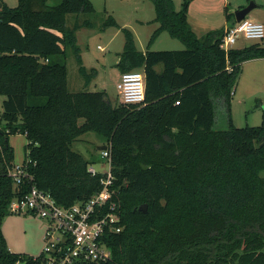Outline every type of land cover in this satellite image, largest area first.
Instances as JSON below:
<instances>
[{
    "label": "trees",
    "instance_id": "16d2710c",
    "mask_svg": "<svg viewBox=\"0 0 264 264\" xmlns=\"http://www.w3.org/2000/svg\"><path fill=\"white\" fill-rule=\"evenodd\" d=\"M153 33L146 52L135 35L109 16L103 29L120 28L125 46L122 74L143 69V106L113 105L102 92L72 93L68 52L89 86L98 71L84 66L77 31L92 21L67 25L69 15L93 14L91 0H19L0 8V264H45L42 256L10 251L2 231L15 199L31 183L16 186L10 136L27 138L26 161L32 185L70 207L101 189V175L72 149L87 133L111 147L114 201L122 231L107 243L112 259L82 264H264V120L237 128L231 116L235 88L245 62L264 59L253 44L225 52V29L199 37L188 19V2L150 0ZM229 26L234 15H227ZM164 32L185 45L180 51H152ZM162 66L158 71L157 67ZM224 108L228 126L218 127ZM83 121V122H81ZM147 205L146 213L140 212Z\"/></svg>",
    "mask_w": 264,
    "mask_h": 264
},
{
    "label": "rangeland",
    "instance_id": "374dc122",
    "mask_svg": "<svg viewBox=\"0 0 264 264\" xmlns=\"http://www.w3.org/2000/svg\"><path fill=\"white\" fill-rule=\"evenodd\" d=\"M95 12L93 14L69 15L67 25L73 27L76 22L92 21L93 28L82 27L77 31V43L81 49V56L84 66L88 72L92 69L98 71L89 86H86L84 77L79 73V64L72 51L68 52V88L70 92H102L105 91L113 105L122 104L121 96L117 88L121 78V71L117 67L125 46V35L120 28L110 27L103 29V23L112 16L116 19L121 28H127L135 35L137 48L140 51H147L149 42L158 23L153 22L156 17L154 4L150 0H91ZM176 8L181 10L184 3L188 2V19L190 26L202 36L204 27H200L199 18L212 17L216 30L223 29L227 15H234L241 6H248L250 2L256 5L264 4V0H228L225 6L222 0H173ZM10 8L19 5V0H0ZM60 0H49L48 4L54 6ZM207 3L208 8L204 9L203 4ZM259 9L264 14V6L254 9L248 19L253 22L264 23V19L256 17ZM254 12V13H253ZM211 14V15H207ZM209 21V20H208ZM213 31V30H212ZM261 44L264 41L248 40L244 37L238 39L233 49H242L253 44ZM99 46L103 48L99 49ZM185 45L173 39L169 33H162L150 46L152 51H180ZM255 62L244 66L235 93L232 99L231 116L235 127H255L262 124L264 120V63ZM260 63V62H258ZM158 71L162 66L157 67ZM2 103H0V117L2 114ZM227 113L224 108L218 111V127L225 129L228 126ZM83 122V121H81ZM28 141L25 135L16 134L10 136V144L15 151V164L22 165L26 161V145ZM106 145L104 138L96 133L90 132L79 138L72 149L79 152L88 160L95 169L101 171L107 168L101 157L99 147ZM48 222L33 216L27 212L20 214L8 212L4 219L2 231L8 247L15 253L37 255L43 251L45 245V232ZM36 256V257H37Z\"/></svg>",
    "mask_w": 264,
    "mask_h": 264
},
{
    "label": "built area",
    "instance_id": "2783aa9c",
    "mask_svg": "<svg viewBox=\"0 0 264 264\" xmlns=\"http://www.w3.org/2000/svg\"><path fill=\"white\" fill-rule=\"evenodd\" d=\"M264 41V24L245 18L225 29L221 48L225 52L233 49L239 38ZM102 49V47H99ZM117 88L122 104L143 106L146 99V75L143 69L121 75ZM101 150L107 168L101 171L93 165L88 171L93 176L101 175V189L87 201H78L66 208L57 203L53 196L32 185L33 176L25 164L16 165L9 172L16 186L31 183L27 194L15 199L12 213L27 212L48 222L45 245L41 258L45 264L102 263L112 259L107 237L122 231L121 215L114 201V175L112 171L111 147ZM39 255V256H40Z\"/></svg>",
    "mask_w": 264,
    "mask_h": 264
},
{
    "label": "crops",
    "instance_id": "0c3cea01",
    "mask_svg": "<svg viewBox=\"0 0 264 264\" xmlns=\"http://www.w3.org/2000/svg\"><path fill=\"white\" fill-rule=\"evenodd\" d=\"M222 3L226 6L227 4H228V0H222ZM257 3V8H262L263 6H264V4H259L258 2H256ZM176 6V5H175ZM203 7H204V9H206V8H208V4L207 3H205V4H203ZM245 6H241L239 9H241V8H244ZM177 9V8H176ZM238 9V10H239ZM178 10V9H177ZM259 12L260 13H257L256 14V17L257 18H262V19H264V14L263 13H261L262 11L259 9ZM254 13V12H253ZM207 15H211V14H207ZM234 16H235V14H234ZM200 20H199V25H201V26H199V28L200 27H204L205 29H203L202 31H203V34H202V36H200L199 35V32L197 31V30H195V29H193L194 30V32L199 36V37H203L205 34H207L209 31H212V30H216V28H215V26H213L212 25V23H213V19H212V17H201V18H199ZM209 20V21H208ZM190 21V20H189ZM190 23V22H189ZM264 24V23H263ZM230 24L228 23V20L226 19L225 20V22H224V24H223V27L222 28H224V29H226L228 26H229ZM100 47V46H99ZM143 52V51H142ZM146 52V51H145ZM252 62H255L254 64H255V67L257 66V64L259 65V64H262V63H264V59H255V60H251V61H248V62H245L244 64H243V70H244V66H246L247 64H249V63H252ZM258 62H260V63H258ZM243 74V73H242ZM121 75H122V73H121ZM242 78V77H241ZM3 102V98H0V103H2ZM10 249V248H9ZM10 251H12V252H14L12 249H10ZM15 253V252H14ZM32 256V255H31ZM34 257H36L35 255H33ZM18 264H24V263H18Z\"/></svg>",
    "mask_w": 264,
    "mask_h": 264
},
{
    "label": "water",
    "instance_id": "95a60500",
    "mask_svg": "<svg viewBox=\"0 0 264 264\" xmlns=\"http://www.w3.org/2000/svg\"><path fill=\"white\" fill-rule=\"evenodd\" d=\"M1 7H2V3L0 2V8ZM256 8H257V5L254 2H250V4L248 6L237 10L235 12V21L236 22H241L242 20L247 18L248 15ZM106 148H107V146L103 145V146L99 147V150L101 151V150H104ZM147 210H148V206L147 205L141 206L140 209H139V211L143 212V213H146Z\"/></svg>",
    "mask_w": 264,
    "mask_h": 264
}]
</instances>
